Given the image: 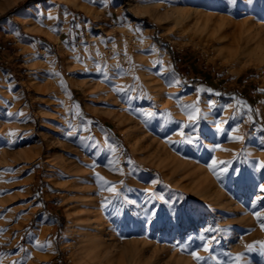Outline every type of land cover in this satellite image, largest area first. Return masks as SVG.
Here are the masks:
<instances>
[{"label":"rangeland","instance_id":"1","mask_svg":"<svg viewBox=\"0 0 264 264\" xmlns=\"http://www.w3.org/2000/svg\"><path fill=\"white\" fill-rule=\"evenodd\" d=\"M214 1L212 13L264 27V0ZM173 4L0 0V264H83L63 241L90 207L120 247L149 243L138 264H154L153 251L157 264H264V53L217 20L175 25ZM105 70L125 90L114 78L91 95ZM126 91L137 98L117 99ZM122 114L160 150H139ZM156 154L187 167L160 168ZM194 166L228 207L190 191ZM83 190L95 203L75 210ZM121 254L110 264H132Z\"/></svg>","mask_w":264,"mask_h":264},{"label":"bare ground","instance_id":"2","mask_svg":"<svg viewBox=\"0 0 264 264\" xmlns=\"http://www.w3.org/2000/svg\"><path fill=\"white\" fill-rule=\"evenodd\" d=\"M217 1V0H216ZM230 3L231 1L234 2V0H228ZM236 1V0H235ZM241 2V0H239ZM214 0H173V8L170 9V12L172 13L174 17V24L179 26V27H185L186 25H189L190 23L198 24L200 22L201 18L205 17V21L208 20H217L219 22L217 26L218 30H221L225 25H229L227 27H232L234 26L238 31L244 32L245 33V41H246V46L245 48L251 47V51H260V56L262 57V54L264 53V27L262 24H256L253 23V21H250L249 19L247 20H241V21H235L233 19L227 18L225 16L221 15H216L215 12L211 9H222V5L219 3L218 6H215ZM243 2V1H242ZM241 2V3H242ZM188 3H193L197 4L195 5L196 8L191 9L188 6ZM169 4V2H168ZM214 4V5H213ZM237 4V3H236ZM185 6L186 8H181L179 6ZM234 5V4H233ZM169 6V5H167ZM181 6V7H182ZM231 6V5H230ZM179 7V8H178ZM238 7V5H237ZM237 7H233V11L235 14L237 13ZM226 10V9H225ZM228 10V9H227ZM212 11V12H211ZM237 15V14H236ZM28 16V15H27ZM17 17V16H16ZM29 18V17H28ZM231 29V28H230ZM228 30V29H227ZM237 31V30H235ZM12 32V31H11ZM221 38V36H220ZM223 38V36H222ZM149 51V50H148ZM151 53V52H150ZM153 55V53H152ZM150 55V56H152ZM158 55V54H157ZM104 57V56H103ZM111 57V56H110ZM154 57V56H153ZM156 57V55H155ZM158 57V56H157ZM109 58V57H108ZM113 59V57H111ZM161 58V57H160ZM100 60V58H98ZM98 60V61H99ZM103 60V59H101ZM111 60V59H110ZM115 60V59H114ZM153 60V58H152ZM156 60V59H155ZM107 61H109L107 59ZM157 61V60H156ZM104 62V60H103ZM99 63V62H98ZM102 63V62H101ZM94 64V63H93ZM92 65V64H91ZM111 65V64H110ZM116 65V64H115ZM114 65V66H115ZM79 66V65H78ZM90 66V64H89ZM96 66V65H95ZM103 66V65H102ZM112 66V65H111ZM93 67V66H92ZM110 67V66H109ZM94 69V68H93ZM111 70V68H109ZM117 69V68H116ZM112 70H114L112 68ZM164 70V69H163ZM78 71V70H77ZM96 72V70H95ZM99 72V71H98ZM166 72V71H165ZM97 73V72H96ZM116 71H109L105 70V72L98 74L97 80L98 82L96 84H89L90 87H93V91L91 95H99V94H105L106 88L109 87V85L112 84V81L114 78L117 79L115 83H117V88L125 90L126 84L121 81L119 76H117ZM133 77V76H132ZM127 78V77H126ZM84 79V78H83ZM86 79V78H85ZM157 79V78H156ZM91 80V79H90ZM89 80V81H90ZM134 80V79H133ZM132 80V81H133ZM161 80V79H160ZM92 81V80H91ZM95 80L93 79L92 82ZM130 81V80H129ZM158 81V80H156ZM163 81V80H162ZM114 82V81H113ZM168 83H171L175 88H180L181 86L184 87V85L180 81H167ZM170 84V85H171ZM149 85V84H148ZM114 86V85H113ZM132 88V87H131ZM138 88V87H137ZM185 88V87H184ZM110 89V87L108 88ZM133 89V88H132ZM130 90V88H129ZM136 90V89H135ZM134 91V90H132ZM129 92L126 91L125 93H119L117 96V99H122L125 97L127 94H130V99L137 98L134 92ZM142 91V90H141ZM191 91V90H190ZM137 92V91H136ZM151 92V91H150ZM143 94V93H142ZM157 94H159L157 92ZM156 95V94H155ZM97 97V96H95ZM127 97V96H126ZM129 97V95H128ZM106 98V97H105ZM108 98V97H107ZM157 98V97H156ZM92 99V98H91ZM100 99V98H99ZM115 101V100H114ZM118 101V100H117ZM140 101V99H138ZM132 103V102H131ZM142 105V104H141ZM143 109V108H142ZM144 112V111H143ZM135 113V112H134ZM141 114V113H140ZM145 115V114H144ZM129 115H120V124L123 126H128L133 124V118L127 117ZM131 117V116H130ZM146 117V116H145ZM118 118V117H117ZM135 122V121H134ZM137 122V121H136ZM137 124V123H136ZM134 125V124H133ZM132 125V126H133ZM129 127V126H128ZM127 127V128H128ZM126 128V127H125ZM126 128V129H127ZM138 128V127H137ZM136 126L134 125L129 131V135L132 137H135V145L139 150L145 151L146 152H153L156 153L160 150V147L155 146V139L151 140L150 137H148L150 140L147 138H140L139 132ZM124 129V128H123ZM140 129V128H139ZM146 131V130H145ZM126 132V131H125ZM144 133V132H143ZM141 134V133H140ZM127 136V135H126ZM132 139V138H131ZM130 141V140H129ZM159 142V141H158ZM134 145V146H135ZM161 146V145H158ZM164 146V145H163ZM164 149V147H163ZM212 149V148H211ZM237 149V148H236ZM231 150V149H230ZM232 151V150H231ZM165 152V150H164ZM163 152V153H164ZM216 152V151H215ZM1 153V151H0ZM161 153V152H160ZM166 153V152H165ZM229 154V153H228ZM142 155V154H141ZM227 155V154H226ZM151 156V155H150ZM157 156L156 158L154 157L157 161V166L160 168H166L168 165L175 164L176 166L179 167V170L185 169V167L181 164V161L177 160L175 158H168L164 157L163 159L160 157L161 155H155ZM166 156V154H165ZM219 156V155H218ZM229 155H227L228 158ZM261 156V155H260ZM147 157V156H146ZM230 158V157H229ZM263 158V156H262ZM169 159V160H168ZM220 159V158H219ZM6 160V159H5ZM1 161V159H0ZM153 161V160H152ZM221 161V159H220ZM263 161V160H262ZM261 163V162H260ZM70 164V163H69ZM189 164V163H187ZM4 165V164H3ZM7 165V164H6ZM9 165V163H8ZM65 166V165H64ZM2 167V166H1ZM9 167V166H8ZM67 167V166H66ZM73 167V166H72ZM264 167V166H263ZM203 168V167H202ZM200 166H194L190 174L188 176L189 180V187L190 191H192L193 194L198 195V197H201L202 199H207L211 201L215 205H223L228 207L229 203L228 201L223 197V194L220 192L219 188L216 187L212 179L210 178L209 174L206 173ZM177 169V168H176ZM189 169V168H188ZM67 170V169H66ZM70 170V169H69ZM74 170V169H73ZM178 170V171H179ZM168 171V170H167ZM177 171V170H176ZM78 172V171H76ZM176 173V172H175ZM172 174V173H171ZM179 174V173H176ZM185 174V173H184ZM14 175V174H13ZM12 175V176H13ZM165 175V173H164ZM181 175V173H180ZM16 176V175H15ZM86 176V175H85ZM88 176V175H87ZM86 176V177H87ZM183 176V175H182ZM185 176V175H184ZM259 176V175H258ZM14 177V176H13ZM89 177V176H88ZM184 178V177H182ZM74 180V179H73ZM215 180V179H214ZM78 181V180H77ZM179 181V180H178ZM185 181V180H184ZM81 182V181H79ZM1 183V182H0ZM6 184V183H5ZM11 184V183H9ZM84 184V183H83ZM7 185V184H6ZM72 186L74 185L73 183L71 184ZM12 186V185H11ZM186 186V185H185ZM188 186V185H187ZM260 186V185H259ZM6 188L8 186H5ZM19 187V186H18ZM81 187V186H80ZM85 187V186H84ZM76 188V187H75ZM87 188V187H86ZM90 188V187H88ZM1 189V188H0ZM21 189V188H20ZM82 190V188H81ZM85 190V189H84ZM81 191V195L77 197L75 200V207L73 209L76 210L77 207H83L88 205V203H95L94 200H90L89 197L91 195H87L88 193L85 191ZM260 190V189H259ZM79 193V192H78ZM87 193V194H86ZM90 193V192H89ZM91 194V193H90ZM21 195V194H20ZM25 195V193H24ZM23 195V196H24ZM1 198V197H0ZM6 198V197H5ZM93 199V197L91 198ZM2 201V199L0 200ZM7 203V202H6ZM5 205V204H4ZM89 206V205H88ZM4 207V206H2ZM1 207V208H2ZM90 207V206H89ZM3 209V208H2ZM84 208L83 210H85ZM87 210V209H86ZM78 211V209H77ZM76 211V212H77ZM82 211V210H81ZM96 211V210H95ZM74 217L71 216L69 217V221L67 222V229H66V237L64 243L67 244L69 249H72L74 251V256L75 258L83 263V264H110L112 258L116 257L117 253H122L120 256H126L128 257L132 264H138L140 259L142 258L141 256L143 255V252L145 248L149 245L148 242H141L139 245L138 242L132 241L130 244V247L127 249L120 247L119 241L115 238L111 237L110 232L108 231L107 227L104 224V220L102 217L97 216V214L94 212V209L92 207L88 208V211L84 212H79L76 213ZM145 221V220H144ZM147 224V223H145ZM38 239H37V245L42 246L44 244V239L46 238V235L48 233V229L44 227L45 225L43 223H38ZM147 227V226H146ZM147 233V232H146ZM149 239V238H147ZM212 239V238H211ZM46 240V239H45ZM139 245V246H138ZM65 247V245H63ZM66 246V247H67ZM150 247V246H149ZM148 247V248H149ZM40 248V247H39ZM147 248V249H148ZM151 249V248H150ZM159 249L155 247V251ZM149 251V250H148ZM153 251V250H152ZM51 252V250L49 251ZM151 252V251H150ZM145 253V252H144ZM152 254V259L154 260V264L159 263L157 260V252H154ZM47 254V253H46ZM50 254V253H49ZM39 259L45 260L48 258L47 255H40L37 254ZM150 255V254H149ZM144 257H146L144 255ZM147 258V257H146ZM170 258V257H169ZM148 259V258H147ZM146 259V260H147ZM143 261V259H141ZM145 260V259H144ZM151 260V259H150ZM166 261V259H164ZM141 261V262H142ZM149 261V260H148ZM140 262V263H141ZM146 262V261H145ZM142 264V263H141ZM144 264V263H143ZM164 264H171L170 262H166ZM174 264H192L191 260L189 258H183L179 257L178 259L175 260Z\"/></svg>","mask_w":264,"mask_h":264},{"label":"snow or ice","instance_id":"3","mask_svg":"<svg viewBox=\"0 0 264 264\" xmlns=\"http://www.w3.org/2000/svg\"><path fill=\"white\" fill-rule=\"evenodd\" d=\"M195 255V254H194ZM197 259H199V257H196Z\"/></svg>","mask_w":264,"mask_h":264},{"label":"trees","instance_id":"4","mask_svg":"<svg viewBox=\"0 0 264 264\" xmlns=\"http://www.w3.org/2000/svg\"><path fill=\"white\" fill-rule=\"evenodd\" d=\"M192 85H194V84H192Z\"/></svg>","mask_w":264,"mask_h":264}]
</instances>
